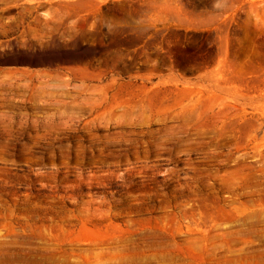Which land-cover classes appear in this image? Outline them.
<instances>
[{
  "label": "rangeland",
  "instance_id": "rangeland-1",
  "mask_svg": "<svg viewBox=\"0 0 264 264\" xmlns=\"http://www.w3.org/2000/svg\"><path fill=\"white\" fill-rule=\"evenodd\" d=\"M0 264H264V0H0Z\"/></svg>",
  "mask_w": 264,
  "mask_h": 264
}]
</instances>
